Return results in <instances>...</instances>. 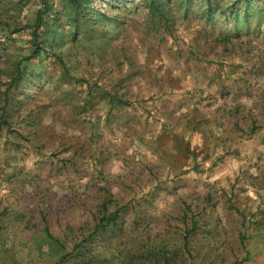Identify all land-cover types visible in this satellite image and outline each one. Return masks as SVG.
<instances>
[{"label": "rangeland", "instance_id": "374dc122", "mask_svg": "<svg viewBox=\"0 0 264 264\" xmlns=\"http://www.w3.org/2000/svg\"><path fill=\"white\" fill-rule=\"evenodd\" d=\"M78 1L0 0V264H264V0Z\"/></svg>", "mask_w": 264, "mask_h": 264}, {"label": "trees", "instance_id": "16d2710c", "mask_svg": "<svg viewBox=\"0 0 264 264\" xmlns=\"http://www.w3.org/2000/svg\"><path fill=\"white\" fill-rule=\"evenodd\" d=\"M80 1H82L83 3L86 1V3H87V0H80ZM72 3L75 5V7L79 8V9L82 8V7L80 6V3H79L78 0H73ZM152 8H156V2H155V1L152 2ZM42 23H43V11H41V12L38 14V16H37V20H36L35 28H34V29H35V33H34L35 38L38 37V31H39V29L42 27ZM102 210H103V211H107V205H106V204H103V208H102ZM117 217H118L117 213H114V214L109 215L108 218H103V219L100 221V224L95 228V231H96L99 227H104V229H105V228H107L108 226L112 225V223H114V222L116 221ZM46 235H47L48 239H50L51 241H56V240L54 239V237L51 235V233H50V231H49L48 228H46ZM61 263H62V262H59V264H61Z\"/></svg>", "mask_w": 264, "mask_h": 264}]
</instances>
